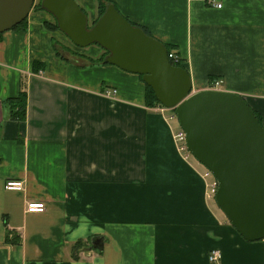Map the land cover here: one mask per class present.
<instances>
[{
  "label": "crops",
  "instance_id": "0c3cea01",
  "mask_svg": "<svg viewBox=\"0 0 264 264\" xmlns=\"http://www.w3.org/2000/svg\"><path fill=\"white\" fill-rule=\"evenodd\" d=\"M75 1L92 23L98 0ZM109 1L175 52L194 92L219 79L264 128V0ZM52 23L32 6L0 33V264H264V239L235 230L213 176L178 151L173 111L146 106L138 74L64 55ZM20 90L22 122L5 103ZM8 179L24 189L4 190ZM32 201L45 210L26 212Z\"/></svg>",
  "mask_w": 264,
  "mask_h": 264
},
{
  "label": "water",
  "instance_id": "95a60500",
  "mask_svg": "<svg viewBox=\"0 0 264 264\" xmlns=\"http://www.w3.org/2000/svg\"><path fill=\"white\" fill-rule=\"evenodd\" d=\"M33 4L0 0V33L24 21ZM41 7L73 45H98L108 52L105 63L142 76L160 105L173 109L188 152L216 180L218 208L245 240L264 239V128L246 100L223 90L194 92L189 73L170 63L165 45L113 4L91 28L75 0H42ZM91 244L102 249L99 238Z\"/></svg>",
  "mask_w": 264,
  "mask_h": 264
},
{
  "label": "built area",
  "instance_id": "2783aa9c",
  "mask_svg": "<svg viewBox=\"0 0 264 264\" xmlns=\"http://www.w3.org/2000/svg\"><path fill=\"white\" fill-rule=\"evenodd\" d=\"M206 3L209 6H215L217 8L221 7V4L218 3L216 0H207ZM167 54H168L169 60L171 59L174 62H178L179 61L177 55L172 50H170ZM220 82L221 81L219 79H213L211 81V83L209 84L208 89L218 90ZM112 93H115V90ZM105 95L108 96L109 92H107ZM157 110L159 112H163L165 110H172L173 111V109H168V108H166V107H164L162 105H160L157 108ZM173 117H175L174 111H173ZM174 139L178 143V146H177L178 151L183 154L184 158L190 157V154H189V152L187 150V147H186L185 135H184V132L181 129L174 135ZM206 174L207 175H211V173L208 170H206ZM3 188L6 191H18L19 192V191H22L24 189V184L20 180L8 179V180H6L4 182ZM208 188H209L210 195L214 197V195L216 193V190H217V182H216L215 179H213V181L209 184ZM44 210H45L44 202H33L32 201V202H28L26 204V212L41 213ZM220 256H221V253H220L219 250H213L209 254L208 258H209L210 261H215V260L219 259Z\"/></svg>",
  "mask_w": 264,
  "mask_h": 264
},
{
  "label": "trees",
  "instance_id": "16d2710c",
  "mask_svg": "<svg viewBox=\"0 0 264 264\" xmlns=\"http://www.w3.org/2000/svg\"><path fill=\"white\" fill-rule=\"evenodd\" d=\"M41 1L42 0H40L38 3L34 4L33 8L43 10V8L41 7ZM108 3H110L109 0H98V14H97L95 20L91 23V27L101 17V15L104 13V11L106 9V5ZM82 11L85 13V11L83 9H82ZM24 21L19 23L17 26H14L13 28L15 29V28L23 27ZM56 25H57V23H56ZM52 26L58 29V27L54 26L53 23L51 24V28H52ZM169 51L170 50L168 49L167 52H169ZM104 59H105V57L102 56V57H100L98 59V62H104ZM170 63L173 66H181L179 61L178 62H174L173 60L170 59ZM36 64H37V62H33V64H32V66L34 68V71L35 70L37 71V69L35 68ZM139 76L142 78L141 75H139ZM211 81H212V79L210 80V83H211ZM145 99H146V106H148V107H153V106H156V105L160 106V103L156 100L152 89L149 86H147L146 84H145ZM5 103L9 106V116H10L11 119L16 120L18 122L24 121V119L26 117V92L25 91L20 90L18 95H17V97L7 99ZM254 113H255L258 121L260 122L259 115L256 112H254ZM9 233H10L9 230H6V237L8 236Z\"/></svg>",
  "mask_w": 264,
  "mask_h": 264
},
{
  "label": "rangeland",
  "instance_id": "374dc122",
  "mask_svg": "<svg viewBox=\"0 0 264 264\" xmlns=\"http://www.w3.org/2000/svg\"><path fill=\"white\" fill-rule=\"evenodd\" d=\"M53 25L57 26L54 18H53ZM88 27L91 28V22H88ZM51 29L57 30L58 32H60L57 28H55L53 26ZM61 34L63 36L62 43H55V44L60 46L64 55H68V56L71 55L70 57H76V58H78L79 62L98 61V59L100 57H102V56L106 57L108 55V52L106 50H104L103 48H101L100 46L95 45V44L90 45L87 48H78L75 45H73L71 43V41L63 33H61ZM174 119H175L174 122L178 123L176 117ZM178 128L180 130V126ZM190 158L193 161L197 162V160L191 154H190ZM197 164H199V166L203 167L200 163L197 162Z\"/></svg>",
  "mask_w": 264,
  "mask_h": 264
}]
</instances>
